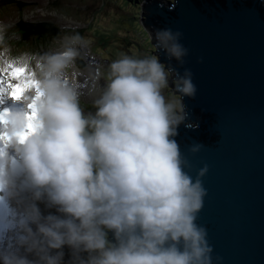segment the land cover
<instances>
[{
    "label": "clouds",
    "instance_id": "obj_1",
    "mask_svg": "<svg viewBox=\"0 0 264 264\" xmlns=\"http://www.w3.org/2000/svg\"><path fill=\"white\" fill-rule=\"evenodd\" d=\"M151 36L177 67L123 55L87 112L67 75L79 34L27 58L38 89L0 109V264H220L197 223L208 165L193 178L174 138L183 98L197 91L191 70H179L189 50L179 30Z\"/></svg>",
    "mask_w": 264,
    "mask_h": 264
},
{
    "label": "water",
    "instance_id": "obj_2",
    "mask_svg": "<svg viewBox=\"0 0 264 264\" xmlns=\"http://www.w3.org/2000/svg\"><path fill=\"white\" fill-rule=\"evenodd\" d=\"M166 2L144 0L141 22L152 33L181 31L189 50L179 70H191L197 91L183 98L187 117L174 138L193 178L208 165L197 223L220 264H264V0ZM32 29L58 32L48 22ZM154 54L177 67L162 51ZM195 143L202 147L192 154Z\"/></svg>",
    "mask_w": 264,
    "mask_h": 264
},
{
    "label": "rangeland",
    "instance_id": "obj_3",
    "mask_svg": "<svg viewBox=\"0 0 264 264\" xmlns=\"http://www.w3.org/2000/svg\"><path fill=\"white\" fill-rule=\"evenodd\" d=\"M143 1L0 0V24L4 28L5 37L3 45L0 46V56L7 52L12 60H17L26 55L27 51L33 56L41 51H58L62 47L61 41L64 37L79 34L84 41L78 46V57L83 65L78 66L76 58L67 73H71L73 69L77 72L78 81L75 82L80 93L81 107L86 112L91 111L93 109L83 105H93L94 98L106 82V71L113 60L123 55H156L152 32L141 22L143 16L140 6ZM161 1L167 3L166 0ZM19 21L21 24L47 21L59 27L60 32L55 36H41L39 40L30 32H26V39L16 42L18 35L15 24ZM37 41L41 42L40 44H48L47 48L37 49L36 52L34 46ZM22 51L24 53H20ZM32 55L30 57H33ZM170 91L171 88L165 90V95Z\"/></svg>",
    "mask_w": 264,
    "mask_h": 264
},
{
    "label": "bare ground",
    "instance_id": "obj_4",
    "mask_svg": "<svg viewBox=\"0 0 264 264\" xmlns=\"http://www.w3.org/2000/svg\"><path fill=\"white\" fill-rule=\"evenodd\" d=\"M0 26H2L1 24H0ZM3 27V26H2ZM67 38L68 37H64L63 39H62V41H61V43H62V47H61V49L65 46V44H66V42H67ZM61 49H59V50H61ZM30 56H29V54H26V55H22V57H20L19 59H15V60H12V59H10V60H8V61H4L3 60V55H1L0 56V81H2L3 82V86L5 87V89L6 90H8V91H10V89H7V84L9 83V82H11V83H18V82H22V81H18V80H16V79H13L10 75H9V73H10V71H11V68H10V65L11 66H24V67H26L28 64L26 63V61H27V58H29ZM74 70V69H73ZM72 70V72L71 73H67V75H68V78L73 82L74 81V84H75V86H76V82L75 81H78V79L76 80V78H78V75H77V72L74 70L73 71ZM27 78H31V73H30V66H28V67H26V76H25V79H27ZM95 84H93V86H94ZM92 87V86H91ZM85 88V87H84ZM86 89V88H85ZM87 89H89L88 87H87ZM28 90H30V89H28ZM27 90V91H28ZM26 91V92H27ZM25 92V93H26ZM96 93H97V91H96ZM10 104V103H12V104H15L16 106H18L17 105V103L16 102H14V99H12V98H10L8 95H7V92H3V93H0V109H1V107H3L5 104Z\"/></svg>",
    "mask_w": 264,
    "mask_h": 264
},
{
    "label": "snow or ice",
    "instance_id": "obj_5",
    "mask_svg": "<svg viewBox=\"0 0 264 264\" xmlns=\"http://www.w3.org/2000/svg\"><path fill=\"white\" fill-rule=\"evenodd\" d=\"M11 71L9 75L18 81V83H11L9 82L7 84V89H10V91L6 90L5 87L3 86V82L0 81V93L7 92V95L14 99V100H19L23 97L25 92L28 89L31 88H37L38 89V84L35 80L31 78L25 79L26 76V67L24 66H11ZM0 119H2V116H0ZM29 128H31V124L28 125Z\"/></svg>",
    "mask_w": 264,
    "mask_h": 264
},
{
    "label": "trees",
    "instance_id": "obj_6",
    "mask_svg": "<svg viewBox=\"0 0 264 264\" xmlns=\"http://www.w3.org/2000/svg\"><path fill=\"white\" fill-rule=\"evenodd\" d=\"M32 25H33V23H29V24H26V23H23V24H21V22L19 21L18 23H16V27H17V32H18V36H19V39H18V41H21V40H24V39H26L25 37H26V35H27V33L26 32H30V34H32L33 36H34V38H36L37 40H39L38 38L39 37H43V38H45L46 37V35H41V36H37V35H35L34 33H33V31H32ZM41 42H39V41H37V43H35V51L37 52V49H41V50H44L45 48H47V46H48V44H40ZM37 47V48H36ZM28 52V51H27ZM42 52V51H41ZM20 53H23V51L22 52H20Z\"/></svg>",
    "mask_w": 264,
    "mask_h": 264
}]
</instances>
